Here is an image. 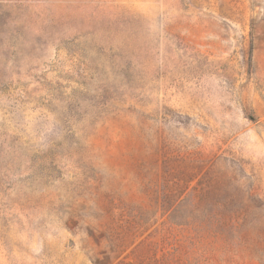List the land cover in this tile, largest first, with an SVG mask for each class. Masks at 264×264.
<instances>
[{
    "label": "rangeland",
    "instance_id": "obj_1",
    "mask_svg": "<svg viewBox=\"0 0 264 264\" xmlns=\"http://www.w3.org/2000/svg\"><path fill=\"white\" fill-rule=\"evenodd\" d=\"M0 264H264V0H0Z\"/></svg>",
    "mask_w": 264,
    "mask_h": 264
}]
</instances>
